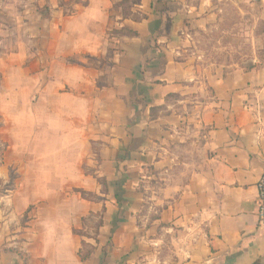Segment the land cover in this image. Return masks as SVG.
<instances>
[{"label": "crops", "instance_id": "obj_1", "mask_svg": "<svg viewBox=\"0 0 264 264\" xmlns=\"http://www.w3.org/2000/svg\"><path fill=\"white\" fill-rule=\"evenodd\" d=\"M64 1L32 11L38 26L15 40L11 70L29 85L18 105L85 123L79 164L92 171L74 186L96 197L66 191L58 207L18 211L19 191L0 193V264H264V60L203 62L184 0ZM123 27L137 35L111 36ZM12 166L4 154L0 178ZM91 214L102 220L92 243L75 233Z\"/></svg>", "mask_w": 264, "mask_h": 264}, {"label": "rangeland", "instance_id": "obj_2", "mask_svg": "<svg viewBox=\"0 0 264 264\" xmlns=\"http://www.w3.org/2000/svg\"><path fill=\"white\" fill-rule=\"evenodd\" d=\"M52 3L67 4L64 0H0V164L6 153L17 159V166L10 167L5 179L0 178V193L18 190L15 204L18 211H24L30 203H33L30 211L38 209L49 200H54V206L58 207V197L66 191L91 197L74 186L78 172L92 171L85 163L79 164L86 144L80 128L85 123L49 117L45 105H18V99L25 101L30 97V90L25 89L28 84L22 88L15 86L21 78L19 72L11 70L12 54L18 48L15 40L20 39V34L26 38L36 31L38 23L31 16L32 11H49L46 7H52ZM183 3L188 45L199 52L203 62L249 66L254 60H264V0H184ZM130 6L123 7L124 15H129ZM133 14L139 18L137 12ZM26 29L27 33H20ZM127 29H113L110 33L129 35ZM88 62L98 64L96 60ZM90 147V152L98 148L96 144ZM64 162H69L65 170ZM64 177L71 183L62 182ZM75 207L72 203L69 209L73 211ZM29 217V212H25L21 223L25 225ZM100 220V215L83 217L84 230L75 229V233L94 242ZM86 237L80 247L83 254L93 245L85 242Z\"/></svg>", "mask_w": 264, "mask_h": 264}, {"label": "built area", "instance_id": "obj_3", "mask_svg": "<svg viewBox=\"0 0 264 264\" xmlns=\"http://www.w3.org/2000/svg\"><path fill=\"white\" fill-rule=\"evenodd\" d=\"M257 217L260 225H264V167L258 181Z\"/></svg>", "mask_w": 264, "mask_h": 264}, {"label": "trees", "instance_id": "obj_4", "mask_svg": "<svg viewBox=\"0 0 264 264\" xmlns=\"http://www.w3.org/2000/svg\"><path fill=\"white\" fill-rule=\"evenodd\" d=\"M48 10H50V7H46ZM145 17V16H144ZM128 30V34L129 35H131V36H136L137 35V32H135V31H133V30H131V29H127ZM101 180V179H100ZM102 184H103V186H104V190H106V183H105V181L102 179ZM89 196H91L90 198H95L96 196L94 195V194H88ZM102 224V220H100V222L98 223V225H97V230H98V228H99V226ZM84 245H85V243H83ZM94 250H95V246L94 245H91V247H90V250H88L86 253H82V251L80 250L79 251V256H80V258H81V260L82 261H86L92 254H93V252H94Z\"/></svg>", "mask_w": 264, "mask_h": 264}, {"label": "water", "instance_id": "obj_5", "mask_svg": "<svg viewBox=\"0 0 264 264\" xmlns=\"http://www.w3.org/2000/svg\"><path fill=\"white\" fill-rule=\"evenodd\" d=\"M252 64V63H251Z\"/></svg>", "mask_w": 264, "mask_h": 264}]
</instances>
